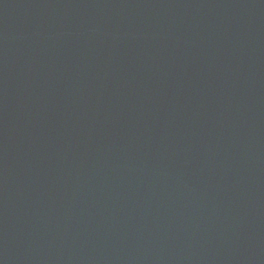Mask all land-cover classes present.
Wrapping results in <instances>:
<instances>
[{"label":"water","instance_id":"95a60500","mask_svg":"<svg viewBox=\"0 0 264 264\" xmlns=\"http://www.w3.org/2000/svg\"><path fill=\"white\" fill-rule=\"evenodd\" d=\"M0 264H264V0H0Z\"/></svg>","mask_w":264,"mask_h":264}]
</instances>
